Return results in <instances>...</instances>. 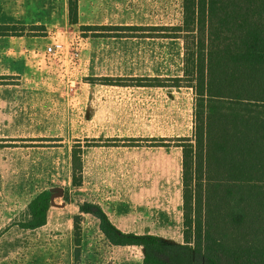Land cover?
Returning <instances> with one entry per match:
<instances>
[{
  "label": "trees",
  "instance_id": "trees-1",
  "mask_svg": "<svg viewBox=\"0 0 264 264\" xmlns=\"http://www.w3.org/2000/svg\"><path fill=\"white\" fill-rule=\"evenodd\" d=\"M182 8L178 27L98 30L116 38L183 41V77L172 82L191 88L195 98L192 135L175 140L182 157L184 244L123 233L97 205L84 203L79 212L97 219L111 246L142 248L143 264H180L179 255L193 264H264V0H183ZM68 11L75 24L77 0H68ZM37 29L44 31L0 26V37H23ZM148 82L135 80L137 86ZM153 82L163 87L165 80ZM160 142L157 146L164 147ZM81 183L74 151L71 184L78 189ZM51 195L45 190L29 202L22 229L46 224Z\"/></svg>",
  "mask_w": 264,
  "mask_h": 264
},
{
  "label": "rangeland",
  "instance_id": "rangeland-1",
  "mask_svg": "<svg viewBox=\"0 0 264 264\" xmlns=\"http://www.w3.org/2000/svg\"><path fill=\"white\" fill-rule=\"evenodd\" d=\"M101 28L81 27L76 32L100 36L106 33ZM1 44L4 52L21 48L19 58L25 62L10 72V55L1 59L0 264H143L142 248H115L107 242L97 219L79 212L84 203L105 205L123 232L183 245L182 157L175 140L168 142L171 148L144 144V151L134 140L96 144L87 133V107L75 100L77 86L70 91L60 80L65 88L51 86L41 71L43 76L33 77L25 63L37 53L19 42ZM180 99L178 138H187L193 131L195 98L192 94ZM74 151L81 162L78 189L71 184ZM45 190L52 193L46 224L22 229L27 205ZM177 258L180 264H193L186 256Z\"/></svg>",
  "mask_w": 264,
  "mask_h": 264
},
{
  "label": "crops",
  "instance_id": "crops-1",
  "mask_svg": "<svg viewBox=\"0 0 264 264\" xmlns=\"http://www.w3.org/2000/svg\"><path fill=\"white\" fill-rule=\"evenodd\" d=\"M182 3L183 0H77L76 22L71 24L68 0H0V26L44 29L23 37H0V72L5 53L10 55V72H15L12 70L25 62L19 58L18 50L21 48L10 47L4 52L1 47V41L5 45H17L19 42L37 53L29 63H25L33 77H41L44 73L51 86L56 83L66 85V67L55 62L47 63L45 49L55 41L81 35L84 46L80 60L84 69L73 84L79 92L75 99L77 104L87 107V133L91 140L101 145H124L134 140V143L143 145L137 148L143 151L147 149L144 144L160 145L161 142L156 141L163 140L164 147L171 148L167 146L168 142L180 135V98L186 95L188 100V96L193 94L191 88L177 87L172 82L183 77V41L138 36L116 38L107 33L93 36L90 32H76V29L88 26L178 27L183 20ZM129 79L133 81L128 82ZM140 79H148L149 82L137 86L135 80ZM155 79L165 80L164 86H156ZM162 148L157 146L156 149ZM93 205L99 206L110 222L123 232L113 222L105 205Z\"/></svg>",
  "mask_w": 264,
  "mask_h": 264
},
{
  "label": "built area",
  "instance_id": "built-area-1",
  "mask_svg": "<svg viewBox=\"0 0 264 264\" xmlns=\"http://www.w3.org/2000/svg\"><path fill=\"white\" fill-rule=\"evenodd\" d=\"M84 46L82 38L78 35L69 44L55 41L45 49V59L47 63L55 62L64 65L67 69L64 75L65 83L70 91L74 90V81L77 75L84 69L80 60L81 50ZM63 58V61L60 59Z\"/></svg>",
  "mask_w": 264,
  "mask_h": 264
}]
</instances>
